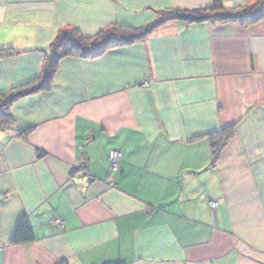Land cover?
Instances as JSON below:
<instances>
[{
	"label": "crops",
	"instance_id": "crops-1",
	"mask_svg": "<svg viewBox=\"0 0 264 264\" xmlns=\"http://www.w3.org/2000/svg\"><path fill=\"white\" fill-rule=\"evenodd\" d=\"M211 4L0 0V52H14L0 56V99L39 82L62 30L93 38ZM11 113L0 264H264V20L170 22L100 58L64 59L51 90ZM231 126L213 164L209 136ZM23 218L34 240L13 244Z\"/></svg>",
	"mask_w": 264,
	"mask_h": 264
},
{
	"label": "trees",
	"instance_id": "trees-1",
	"mask_svg": "<svg viewBox=\"0 0 264 264\" xmlns=\"http://www.w3.org/2000/svg\"><path fill=\"white\" fill-rule=\"evenodd\" d=\"M264 20V0L240 9H228L223 0H212L206 8L194 10H175L161 13L158 21L146 28L135 29L122 26L101 32L93 38H87L77 29H66L59 32L55 41L50 45L45 58L42 76L37 84L18 89L9 97L0 99V130H12L15 119L11 113L12 106L19 100L51 90L54 77L62 60L79 58L93 60L104 56L111 50L136 44L148 38L156 29L170 22L186 24L201 23H237L243 27L253 26ZM2 58L14 56L13 50L0 52ZM236 126L228 127L219 133L209 136L213 153V164L217 163L223 150L234 138ZM34 240L29 221L23 218L17 228L13 244H24ZM67 264V263H66Z\"/></svg>",
	"mask_w": 264,
	"mask_h": 264
},
{
	"label": "built area",
	"instance_id": "built-area-1",
	"mask_svg": "<svg viewBox=\"0 0 264 264\" xmlns=\"http://www.w3.org/2000/svg\"><path fill=\"white\" fill-rule=\"evenodd\" d=\"M121 155L118 152H113L110 155V164H111V170L114 173H117L119 171V161H120ZM218 206L217 203H213L212 207L216 208ZM56 224L61 225L62 223L60 221H57Z\"/></svg>",
	"mask_w": 264,
	"mask_h": 264
}]
</instances>
